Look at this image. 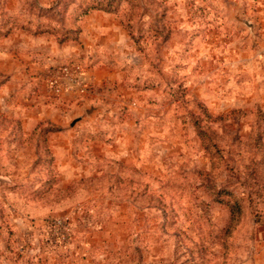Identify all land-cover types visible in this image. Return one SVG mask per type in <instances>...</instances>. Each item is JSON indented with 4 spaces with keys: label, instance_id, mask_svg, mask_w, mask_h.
Masks as SVG:
<instances>
[{
    "label": "rangeland",
    "instance_id": "obj_1",
    "mask_svg": "<svg viewBox=\"0 0 264 264\" xmlns=\"http://www.w3.org/2000/svg\"><path fill=\"white\" fill-rule=\"evenodd\" d=\"M96 1L0 0V264H264V0Z\"/></svg>",
    "mask_w": 264,
    "mask_h": 264
},
{
    "label": "built area",
    "instance_id": "obj_2",
    "mask_svg": "<svg viewBox=\"0 0 264 264\" xmlns=\"http://www.w3.org/2000/svg\"><path fill=\"white\" fill-rule=\"evenodd\" d=\"M70 68L68 67H64L63 68V73L65 74V77H68V75L70 74V79H68L70 81V84L73 86H77L80 87L81 92H83L84 88H85V82L83 80L84 77V72L82 70H78L76 72V76L72 77L71 71H69ZM63 79V78H61ZM61 80L58 78H52L51 80L48 81L47 87L54 93L59 94L62 91V83L60 82Z\"/></svg>",
    "mask_w": 264,
    "mask_h": 264
},
{
    "label": "trees",
    "instance_id": "obj_3",
    "mask_svg": "<svg viewBox=\"0 0 264 264\" xmlns=\"http://www.w3.org/2000/svg\"><path fill=\"white\" fill-rule=\"evenodd\" d=\"M99 1V0H97ZM93 2L94 4L87 5L84 7V14L92 10H103L106 12H115L119 6L114 5L112 0H102L99 2ZM61 0H54L53 4H50L51 8L59 7Z\"/></svg>",
    "mask_w": 264,
    "mask_h": 264
}]
</instances>
